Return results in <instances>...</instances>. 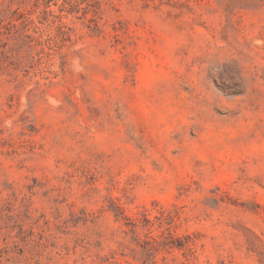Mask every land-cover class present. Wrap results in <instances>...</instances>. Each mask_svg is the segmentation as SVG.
Here are the masks:
<instances>
[{
    "label": "rangeland",
    "instance_id": "obj_1",
    "mask_svg": "<svg viewBox=\"0 0 264 264\" xmlns=\"http://www.w3.org/2000/svg\"><path fill=\"white\" fill-rule=\"evenodd\" d=\"M0 264H264V0H0Z\"/></svg>",
    "mask_w": 264,
    "mask_h": 264
}]
</instances>
